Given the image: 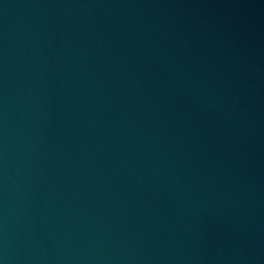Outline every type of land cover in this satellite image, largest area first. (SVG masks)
Masks as SVG:
<instances>
[{"label": "water", "instance_id": "obj_1", "mask_svg": "<svg viewBox=\"0 0 264 264\" xmlns=\"http://www.w3.org/2000/svg\"><path fill=\"white\" fill-rule=\"evenodd\" d=\"M0 264H264V0H0Z\"/></svg>", "mask_w": 264, "mask_h": 264}]
</instances>
